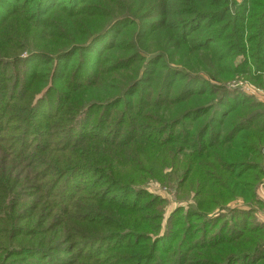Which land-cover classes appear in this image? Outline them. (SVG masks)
I'll return each mask as SVG.
<instances>
[{
	"label": "trees",
	"instance_id": "1",
	"mask_svg": "<svg viewBox=\"0 0 264 264\" xmlns=\"http://www.w3.org/2000/svg\"><path fill=\"white\" fill-rule=\"evenodd\" d=\"M62 1L27 0V4L34 3L35 6H29L33 13H25L24 22L29 17L34 22L37 15L54 20L61 12V3L67 0ZM135 1L129 0L122 8L116 6V0H71L81 7L67 13L66 34L65 28L51 25L52 31L44 36L49 42L43 46H38L35 41L5 48L0 46V264H70L75 259L77 262L73 264H106L104 259L135 245L138 240L143 247L138 248L140 245L137 244L122 256L114 254L109 264H143L147 258L155 264L152 244L158 245L175 237L180 238L175 244L176 253L186 252L189 248L188 235L174 236L175 231L171 229H166L160 239L152 241L150 235L158 233L159 219L155 217L160 208L154 210L157 200L148 201L142 207L136 198L113 200L117 207L87 204L84 208L87 222H79L77 228L69 226L65 217L74 198L69 190L74 188L77 196L83 183L86 184L80 195L89 192L93 202L98 203L113 193L117 196L116 192L122 194L118 198L147 195L143 187L149 180L162 184L175 182L181 189L180 197H186L193 190L196 199L201 198V204L187 212L195 216L197 213L201 219L214 208H222L237 198L248 205L255 202L253 189L264 177L261 169V166L264 168V151L261 152L264 131L241 128L239 132L245 134L232 140H225L220 132L205 140L207 133L193 131L191 127H183L177 133L183 119H190L199 110L187 112L188 106L175 108L168 97L165 98L173 86L167 81L169 76L165 78L152 68L166 59L170 47L189 49V42L183 35L186 17L195 13V17L207 18L213 12L194 10L191 6L198 0H191L187 7L178 10L171 9L168 1L173 0H164L159 14L163 25L152 32L147 29V20L151 16L150 7L146 8V5L153 0H139L138 4ZM48 5L49 9L41 14ZM36 27L40 28L29 22L25 26L27 40L37 35ZM112 35L116 38L110 47L97 48L109 45ZM222 36L224 42L225 31ZM160 37H171V40L165 42L162 49L151 52L150 47L158 45L156 40ZM228 40L236 44H233L231 55L223 52L219 56L220 64L243 46L242 42L238 43L242 36L231 35ZM67 42H70L68 46ZM216 46L215 43L207 46L205 53L215 50ZM25 49L26 58L3 60L15 57V52ZM156 53L161 55L160 59L152 57ZM35 63L34 68H29ZM164 66L171 70L175 65L166 62ZM83 70L86 73L81 75ZM214 75L211 73L207 77L214 79L217 77ZM143 88L154 91L156 98L153 100L150 94L143 97ZM213 89L221 91L223 88ZM137 93L142 97L136 96V99ZM202 96L203 93H198L190 97ZM147 100L150 102L145 106ZM116 107L121 109L110 112ZM134 110L136 116H129L128 113ZM99 113L104 115L103 120L96 121L93 115ZM228 115L231 119L228 117L227 121L221 122V127L230 126L233 118L232 114ZM212 119L216 120L214 116ZM246 133L254 135L247 137ZM204 157L208 164L201 171ZM81 173L89 179H83L78 186L75 179ZM220 197H224V203L214 206L213 201ZM143 207L152 213L147 216L148 224L129 216L137 215ZM117 208L122 210L121 214L117 213ZM236 213L241 216L232 222L230 230L232 232L233 226L239 224L243 233L231 242H225L230 238L218 243V239L205 237V242L218 244L209 248L211 254L208 253L207 260L205 257L193 258V254L189 258L190 264H227L230 260L236 263L262 255L264 225L255 228L254 223L248 224L252 212ZM129 239L134 242L124 243ZM109 242L116 243L110 251L105 248V252L112 253L103 256L102 260L94 258L96 247L100 246L101 253L102 245ZM171 251L168 253H173ZM76 252L80 254L76 256ZM191 252L189 249L186 253ZM73 255L76 257L70 258ZM233 257L235 259H231ZM187 259L178 257L182 264L185 261L188 264ZM178 260L175 264H180Z\"/></svg>",
	"mask_w": 264,
	"mask_h": 264
},
{
	"label": "rangeland",
	"instance_id": "2",
	"mask_svg": "<svg viewBox=\"0 0 264 264\" xmlns=\"http://www.w3.org/2000/svg\"><path fill=\"white\" fill-rule=\"evenodd\" d=\"M29 1L30 0H28V2ZM82 1L84 2L85 0ZM128 1L129 0H116V6L123 8L127 5ZM163 1L164 0H153L146 5V8L150 7L149 14L151 16L150 19L147 20L149 25L147 29L152 32L156 31L163 25L161 17L159 16L163 10ZM166 1L167 0H165V2ZM28 2L27 0H0V46L2 45L5 48L7 46L27 44L31 41H35L38 46H43L42 44L47 41L49 42V40L44 36H48L50 34V26L54 25L59 29L67 27V13L70 11H76L77 8L81 7V5H77V3L74 2L71 3V0H67L66 2L61 3V12L58 14L56 13L57 16H54V20L52 19L53 17H50L46 20V15H37V17L34 19V22L31 21V17L27 19V22H24L23 18L25 17V13H31L32 15L33 12L29 8H34L35 6L34 3L27 4ZM98 2H105V0H98ZM135 2L137 4L140 3L139 0H136ZM168 2L172 6V10H178L187 7L191 0H173ZM180 3L184 4L181 5ZM191 7L197 11L205 12L206 10L208 12H213V15L204 18L195 17L196 14L192 13L190 16L186 17L187 19H185L187 21L183 26V35L186 36L189 42V49L172 46L169 48L170 51L168 52L166 59L164 58L162 61H159V63L156 64V67H152L154 68L155 72H160L165 78L168 75L169 79H167V81L173 83V86L170 89V95L165 96V98L168 97L175 108L178 109L182 106H188L189 109L187 112L193 111L195 109L199 110V113L192 116L190 119H183L182 124L176 129V132L180 133V130L183 129V127H191L193 131L207 133L205 140H208L210 135H214L218 132H220L222 136H225V140H232L234 137L245 134L243 131L239 132L241 128H252L253 132L258 129L264 131V0H198L197 3L193 4ZM48 9L49 5L44 11H42L41 14H45ZM28 22L30 24L35 23L37 26H40V28L36 27L37 30L35 33L37 35L32 39L27 40L25 38L26 32L24 28ZM66 30L67 29L65 28V34ZM53 31L55 32L54 34L59 35V32L55 30ZM224 31L226 34V39L223 42L221 39L223 37L222 34ZM163 35L164 32L162 36ZM231 35H236V37L242 36V40H239L238 43L242 42L241 44H243V46L236 53L232 54V57L228 58V60L226 59L227 61L220 64V55L223 54V52H227L228 55H231L230 52L233 49V44H236L235 41L233 43L229 42L228 38ZM109 38L111 40L109 45L103 48L97 46V48H101L100 50H103L104 48L110 47L116 37L112 35L109 36ZM170 40L171 37H160L158 40H156L158 41V45L151 46L150 51L155 52L157 49H162L165 45V42H169ZM210 42H214L217 45L216 49L205 53V48H207V46H213L214 44ZM222 42L223 44L220 46L219 44ZM69 44L70 42H67L66 46ZM194 50L200 51L197 54L191 53ZM23 51H26V49L15 52V57L4 58L3 60L8 62L14 60L15 58H26L27 54ZM91 56L94 58L93 60H95L93 53H91ZM160 56L161 55L158 53L152 55L155 60L157 58L160 59ZM67 59H70V57ZM166 62L175 65L174 67L172 66L173 68L171 70L174 69L176 71L173 72L170 69H167L164 66ZM36 64L37 63L29 65V68H34ZM259 64L261 66H258ZM224 66H228L229 68L227 69ZM206 71L209 73H206ZM85 73L86 71L83 70L80 74L83 75ZM211 73H215L214 76L217 77H214V79L207 77ZM88 74L90 75L93 73L90 71ZM176 74L178 75L176 76ZM170 79H174V81ZM213 88L223 89L221 91H217ZM142 92L143 97L147 94H150L152 95L153 100L156 98L154 91L149 92L143 88ZM198 93H203V96L193 98L190 97L191 95L194 96V94ZM142 95L138 96L137 93L134 96L137 99L138 97H142ZM221 99L223 100L222 103H220ZM149 102V100L145 101V106H147ZM243 104H247L246 108L241 107ZM174 107H172L173 110ZM210 107V111L205 112V110L209 109ZM120 109L121 107H116L110 112L113 113L114 110ZM185 113L186 112H184V114ZM136 114V110L130 111L128 113L129 116L134 117ZM169 114L172 115L173 113ZM228 114H232L233 118L230 120V126L221 127V122L231 119L230 115ZM157 115L160 116V113H157ZM213 116L216 118L215 121H212ZM93 117L96 121L99 119L103 120L104 115L99 113V115H93ZM250 129H247V131ZM109 135L112 134L109 133ZM246 135L247 137H253L254 134L246 133ZM177 137L179 138V136ZM112 138H114V135H112ZM212 150L213 148L209 149L208 151ZM263 151L264 146L261 150L262 154ZM179 158L181 159V157ZM262 160L264 162V154L262 155ZM206 164H208V162L204 157L203 160H201V171L205 170ZM261 169H263L264 172L263 166H261ZM85 178L88 180L89 176L81 173L75 179L76 185L79 186L81 181ZM85 184L86 183H83L81 185L82 191ZM143 190L147 195H136L135 197H132L131 195H123V198H118L117 196H122V194L120 193L118 195V192H116L117 196L113 193L111 197L108 196L110 198L106 199L105 201L94 203L93 197L90 196L89 192L87 194L80 195L82 192L81 191L77 194V196H75V190L74 188H71L69 190V194H71V197L74 198L68 206L65 222L69 226H73L75 228L79 227L77 225L79 222H87V218L84 216V208L87 206V204H97L96 206H100L101 203L104 206L117 207L115 203H113V200L117 199V202H120L121 200H130L136 198L142 203L141 206L140 203H137L136 205L142 207L143 204L148 201L150 203L154 200H157L158 204L154 206V210H158L160 208V212H158L155 217L159 219V221H157L158 233L155 235H150L152 241H154V239H160L166 229H171L175 231L176 235L174 236H178L179 234L183 235V233L184 235H188V243L190 245L187 250H184L187 252L189 249H192V252L186 253L179 251V254L176 253L174 250L176 246L175 244L180 241V238L178 239L172 236L173 238H171V240H163L158 245L152 244L154 246L152 253L155 257V264H175L176 260H178V257L188 258V264H190L189 258L193 254V258L198 256L197 258L205 257V260H207V256L211 254L209 253L211 251L209 249L210 247L222 242V240H228V238H230V240L225 242H231L237 238L239 234L243 233V229L239 228V224L233 226L232 232L230 230L232 227V222L237 221L241 216L238 213L235 214V211H244L246 214L252 212L251 217L248 220V224L252 225L251 223H254L255 225L253 226L255 228L256 225H264V177L259 180V183L256 184L253 189L255 196V202L253 204L248 205L243 201V199L237 198L236 200L225 204V206L222 208H214L211 213L205 215V219H201V216L197 213H195L196 216L187 213L188 211L190 212L192 207L196 206L197 204H201V198L197 200V195L193 190H191L187 196L183 198L180 197L181 189L179 188V184L178 186L175 182L162 184L153 180L147 181L145 187H143ZM223 203L224 197H220L218 199L216 198V201H213L214 206ZM128 208H130V206ZM117 209V213L119 212L121 214L122 210L119 208ZM144 209H146V207L138 210L141 212L137 215L129 216H134L135 220L140 223L148 224V221L150 220L147 216L152 215V213L147 209ZM130 212L135 213L137 211ZM28 214L30 213H24L26 216H28ZM138 216H141V218H138ZM181 224H185L186 227L184 228V225ZM248 228L249 226L247 229ZM233 232H236V234H233ZM205 237H211L213 238L212 240L218 239L219 241L218 243L211 245L212 243L209 240L205 242ZM127 242L129 244L134 241H132V239L124 241V243ZM115 244V242H109L105 245H102L101 253L99 251L100 246L96 247L94 250L95 255H93L94 258L102 260L103 256H107L108 254L112 253L109 251L113 246H115ZM134 244L135 245L131 247H125L115 253H112L110 257L104 259V262L109 264V259L113 258L114 254H120V256H122L128 252H131L133 248H136L137 244L140 245L138 248L143 247L141 241L139 240ZM205 246L209 247L205 248ZM107 247L110 248L109 251H107L108 253L105 252V248ZM167 250L170 252L173 250V253H168L169 251L167 252ZM174 253L175 255L172 256ZM79 254V252L75 253L76 256ZM75 255L71 256L70 258H75ZM263 257L264 252H262V255H258L257 257H250L247 260L244 259L236 263L230 260L227 264H254L257 259H261ZM231 259H235V257ZM41 260L42 259H39V262H41ZM76 262L77 259L69 263L73 264ZM178 262H180V264L183 263L181 260H178ZM143 264L153 263L148 261L147 258ZM184 264H187V262L185 261ZM201 264L205 263L201 262ZM255 264H264V259L259 260Z\"/></svg>",
	"mask_w": 264,
	"mask_h": 264
}]
</instances>
